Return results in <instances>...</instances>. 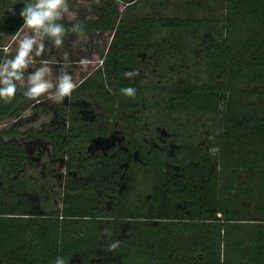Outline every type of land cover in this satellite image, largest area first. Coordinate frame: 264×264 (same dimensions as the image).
I'll list each match as a JSON object with an SVG mask.
<instances>
[{
  "label": "trees",
  "instance_id": "16d2710c",
  "mask_svg": "<svg viewBox=\"0 0 264 264\" xmlns=\"http://www.w3.org/2000/svg\"><path fill=\"white\" fill-rule=\"evenodd\" d=\"M221 1L215 14L178 16L157 14L154 5L137 14L141 0H100L93 18L59 21L68 30L65 39L112 33L107 49L100 50L101 64L86 80L101 90L111 75L122 83L124 68L133 70L134 58L124 55V42H145L163 29L176 31L177 42L186 33H204L200 42L209 82L222 78L227 100L214 163L218 179L211 176L202 187L205 196L192 207L193 221L132 225L119 247L106 251L115 240L101 235L105 225L87 217L92 209L87 210L80 191L67 184L61 209L40 213L30 212L19 193L12 198L14 204L21 200L15 210H0V264H54L57 257L67 264H264V0ZM28 2L0 0V46L20 31L19 11ZM77 22L83 25L80 33L71 31ZM4 59L0 52V62ZM176 89L179 97L202 90L195 85ZM24 90L18 87L11 103L0 101V121L20 114ZM38 138L49 141L56 159L83 144L72 127L0 129V176L21 170L36 153ZM108 228L115 230V223Z\"/></svg>",
  "mask_w": 264,
  "mask_h": 264
},
{
  "label": "flooded vegetation",
  "instance_id": "af4514ba",
  "mask_svg": "<svg viewBox=\"0 0 264 264\" xmlns=\"http://www.w3.org/2000/svg\"><path fill=\"white\" fill-rule=\"evenodd\" d=\"M199 30L186 33L184 40L178 42L177 32L166 29L151 33L145 42H124V55L133 56L131 71L138 75L122 76V83L111 75L104 90L95 81L86 80L101 64L100 50L107 49L112 33L105 48L96 46L91 54H85L84 60L96 55L98 65L81 77L70 96L51 106L53 117L44 129L72 127L77 140L82 135L83 144L56 159L49 141L38 138L37 151L23 168L0 176V210H15L21 200L14 204L12 198L20 193L30 212H45L32 206L31 177L29 182L20 179L27 163L36 165L40 161L41 140L50 147L51 157L58 161L61 170L44 176L45 190L40 187V194L48 199L53 193L54 204L60 210L67 184L80 191L87 210L92 209L87 217L106 226L101 233L106 239L120 242L132 225L148 221L156 225L193 221L192 207L205 196L202 187L211 176L218 179L214 165L218 153L212 155L211 150L219 149L227 100L222 90L225 81L217 77L214 84L209 82L200 42L204 33ZM83 36L93 38L79 35L64 38V43ZM71 49L68 48L67 59L75 62ZM43 61L47 63L49 58L44 57ZM61 66L64 65H56V71ZM124 71L130 69L126 67ZM183 85L202 90L179 97L176 88ZM126 87L137 90L134 98L121 93ZM47 180H51L49 187ZM73 195L78 200L77 192ZM114 223L115 230H109Z\"/></svg>",
  "mask_w": 264,
  "mask_h": 264
},
{
  "label": "rangeland",
  "instance_id": "374dc122",
  "mask_svg": "<svg viewBox=\"0 0 264 264\" xmlns=\"http://www.w3.org/2000/svg\"><path fill=\"white\" fill-rule=\"evenodd\" d=\"M99 2L100 0H68L69 14H66L63 19L72 20L76 17L85 19L93 18L95 16L94 11ZM221 2V0H141L140 9L137 14L152 11L153 9L150 8V5H154V10L157 14L164 13L167 15L187 16L191 13L194 16H202L221 11ZM116 6L118 11L121 12L122 6L120 4H116ZM22 35L23 33L20 31L18 35L6 39L2 44L3 46H0V52L4 53L7 57L14 56L18 46V40ZM109 40L110 33H106L98 36L95 35L92 40H88L86 36H83L76 40H70L71 42L66 41L61 47H56L52 43L45 42L48 50L43 55L34 57V62L26 70L25 77L44 63V57H48L49 62L47 64L52 68L53 79L59 75V72L56 71L58 69L55 66L66 65L68 73L73 77V81L78 84L84 74L91 72L98 65V57L94 54H92L91 60H86L87 64L82 65L80 61L84 59V55L91 54L96 46H100L101 49L105 48ZM69 47L72 48L71 53L75 62L65 59V54L69 53ZM60 102H56L52 98L51 93L45 94L37 100H28L23 97L19 105L20 114L11 115L1 120L0 129H7L10 126H15L20 131L48 128L49 122L53 117L50 108ZM39 148L40 161L36 165H29L27 163L22 173H20V179L29 182L28 178L31 177L32 206L45 212L56 211L57 206L54 204L56 197L51 193L49 198L46 199L43 197L44 195L40 194L42 193L40 187L45 190L43 186L45 182L44 176H47V173H59L61 168L58 161H55L51 157L50 147H46L45 143L41 140L39 141ZM47 181L49 187L51 180Z\"/></svg>",
  "mask_w": 264,
  "mask_h": 264
},
{
  "label": "clouds",
  "instance_id": "9594fccd",
  "mask_svg": "<svg viewBox=\"0 0 264 264\" xmlns=\"http://www.w3.org/2000/svg\"><path fill=\"white\" fill-rule=\"evenodd\" d=\"M9 11L15 14L14 8H10ZM66 14H69L68 0H30L20 9L19 17L23 20L20 31L23 35L18 40L15 55L0 62V101L6 104L11 103L18 87H22L25 89L23 96L28 100H37L51 93L52 98L60 102L77 88L78 85L68 73L66 65L60 67L59 75L55 79L52 78V68L46 62L25 77V72L33 64L34 57H39L48 50L46 41H51L56 47L63 45L68 30L59 21ZM71 31L82 32V23L74 24ZM65 59H67V54H65ZM80 63L87 64V61L82 59ZM137 75V71L124 73L126 78H133ZM136 91L133 87L121 89L123 95L131 98L135 97ZM218 152V148L211 150L212 155ZM118 247L119 242L113 241L107 245L105 250L115 251ZM54 264H67V262L64 258L57 257Z\"/></svg>",
  "mask_w": 264,
  "mask_h": 264
}]
</instances>
